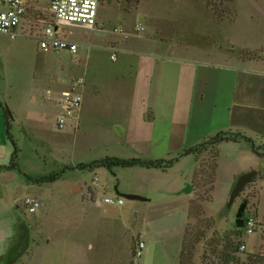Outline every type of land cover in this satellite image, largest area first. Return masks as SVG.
<instances>
[{
    "label": "rangeland",
    "instance_id": "rangeland-1",
    "mask_svg": "<svg viewBox=\"0 0 264 264\" xmlns=\"http://www.w3.org/2000/svg\"><path fill=\"white\" fill-rule=\"evenodd\" d=\"M136 1V9L129 10L123 0H100L99 35L67 27L65 38L78 44L73 54L42 52L35 38L27 36L49 20L48 0H36L17 35L0 34V100L18 148V169L0 181L6 185L0 187V237L6 236L0 240V264H177L184 229L190 237L203 235L194 246L191 264H217L211 246L221 252L225 243L235 245V255L242 260L264 254V158H251L244 141L226 143V148L218 145L210 192L200 176L190 182L188 175L191 185H182V164L165 172L76 169L103 157L126 155L115 134L119 137L129 99L128 67L138 52L158 49L157 38L207 57L220 49L264 60V0ZM212 11L222 17L220 22ZM112 51L116 64L109 59ZM81 76L80 124L56 130L57 110L44 99V91L65 90ZM251 140L258 151L263 149ZM210 157L207 150L198 162L208 164ZM226 162L241 170L250 166L243 173L257 172L256 181L244 185L230 204ZM52 174H58L52 182L35 181ZM127 185L145 192L134 194L145 201L120 197L122 188H130L123 187ZM186 186H192L189 192L183 191ZM26 197L39 202L34 213L22 205ZM103 198H119L122 204H106ZM242 199L247 200L246 216L255 226L251 234L238 236L233 220ZM199 201L202 215L197 216L194 205ZM205 220L213 224L207 228ZM138 240L143 248L134 258Z\"/></svg>",
    "mask_w": 264,
    "mask_h": 264
},
{
    "label": "crops",
    "instance_id": "crops-1",
    "mask_svg": "<svg viewBox=\"0 0 264 264\" xmlns=\"http://www.w3.org/2000/svg\"><path fill=\"white\" fill-rule=\"evenodd\" d=\"M90 33L97 35L100 31L94 29ZM154 42L158 49L138 52L128 67L129 99L117 133L119 137L115 134L121 151L126 153L120 159L170 160L217 132H238L264 145V60H251L220 49H215L217 55L207 57L198 50L166 45L161 38ZM117 58L110 60L111 63L116 64ZM80 111L77 125L80 124ZM226 143L220 144V148H226L223 147ZM244 148L249 150L251 158H257L249 146ZM11 151L4 135L0 108L2 182L12 176V171L4 169ZM227 163L225 185L232 189L237 177L250 166L241 170ZM175 164L183 166L182 185L190 183L196 165L194 159L182 157ZM188 175L190 182L186 178ZM2 182L0 187H6ZM123 187L130 188H122L121 193L145 195L133 185ZM5 238L2 236L0 240Z\"/></svg>",
    "mask_w": 264,
    "mask_h": 264
},
{
    "label": "built area",
    "instance_id": "built-area-1",
    "mask_svg": "<svg viewBox=\"0 0 264 264\" xmlns=\"http://www.w3.org/2000/svg\"><path fill=\"white\" fill-rule=\"evenodd\" d=\"M100 0H48V21L41 23L40 27L27 36L36 40L37 48L42 52H67L73 54L77 50V44L66 39L67 27L78 29H97V10ZM36 0H0V34L14 37L26 20L31 7ZM116 55L112 51L109 59L113 61ZM83 85V78L76 77L69 82L65 90L44 91V99L54 105L57 112L53 121L56 130L74 128L77 125V115L81 108V95L79 89ZM103 203L121 205L119 198H103ZM28 213H34L39 208V202L33 197H26L22 201ZM255 220L246 216L241 230L242 235L253 232ZM143 243L136 241L133 249L134 258L141 256ZM239 250H244V245H239Z\"/></svg>",
    "mask_w": 264,
    "mask_h": 264
},
{
    "label": "trees",
    "instance_id": "trees-1",
    "mask_svg": "<svg viewBox=\"0 0 264 264\" xmlns=\"http://www.w3.org/2000/svg\"><path fill=\"white\" fill-rule=\"evenodd\" d=\"M124 5L130 10L136 9L137 1L136 0H123ZM213 17L216 22H220L222 17H220L215 11H212ZM2 111V119H3V128H4V135L6 140L9 142L12 151L9 158V163L5 170H17V161H18V148L16 146L15 139L10 133L11 130V121L9 120L8 114L5 109L0 106ZM239 141H244L251 149V151L258 157L264 158V145L262 146L263 149L258 151V148L255 147L254 142L245 135L238 133V132H217L213 136L201 141L200 143L184 149L177 157L172 158L170 160H148L142 161L139 159L131 158V159H120L115 157H103L98 161L91 162L89 164H79L76 166L77 170H85L89 169L92 170L94 168L102 167L105 168L107 171H112L116 168H133L139 167L148 169H155L159 170L160 172H165L168 168H170L173 164H175L179 158L191 156L196 165L192 173V182L195 180L197 176H200L202 180H204V185L207 186V190L210 192L212 189V185L214 182L215 177V167H216V159L218 158V145L226 142L237 143ZM208 152L211 153V157L208 164L198 162L199 156ZM58 178V174H52L38 180L36 182H52ZM209 200V198H208ZM199 201L195 206L197 210V216L202 215V209L200 206ZM247 200L242 199L238 204V207L235 211L233 226L237 231L238 236L241 234V230L243 228L244 220L246 218V208H247ZM192 204L189 203L187 209V215L191 213ZM188 217V216H187ZM190 217V216H189ZM206 227L209 228L210 225L213 224V221H204ZM186 233V229H184V233L181 239L180 250L178 254L177 264H191V258L194 250V246L199 240L203 238V235L199 237V234H194L190 237ZM223 245L222 251L217 252L212 246L210 249V253L212 255H216L217 264H264V254L258 255H245L244 259H240L235 255L237 250L235 249V245L231 243L232 246ZM240 245V244H239ZM236 243V246H238ZM236 247V248H238Z\"/></svg>",
    "mask_w": 264,
    "mask_h": 264
},
{
    "label": "water",
    "instance_id": "water-1",
    "mask_svg": "<svg viewBox=\"0 0 264 264\" xmlns=\"http://www.w3.org/2000/svg\"><path fill=\"white\" fill-rule=\"evenodd\" d=\"M96 34L99 35L100 33H96ZM256 179H257V172L255 171H248V172H245L239 175L237 179L235 180L234 185L231 189L227 204H230L233 202V200L235 199V197L237 196V194L243 188L244 185L248 183H252L256 181ZM75 189L76 188H73L72 191H74ZM190 189H191L190 186H186V188L183 191L189 192ZM118 195L126 200L145 201L144 198L134 195V194L120 193Z\"/></svg>",
    "mask_w": 264,
    "mask_h": 264
}]
</instances>
